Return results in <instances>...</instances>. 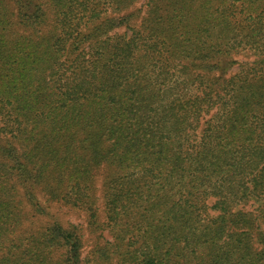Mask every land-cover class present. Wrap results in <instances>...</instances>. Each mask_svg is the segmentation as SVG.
Returning a JSON list of instances; mask_svg holds the SVG:
<instances>
[{
	"label": "trees",
	"instance_id": "trees-1",
	"mask_svg": "<svg viewBox=\"0 0 264 264\" xmlns=\"http://www.w3.org/2000/svg\"><path fill=\"white\" fill-rule=\"evenodd\" d=\"M103 169L98 264H264V0H0V264H86Z\"/></svg>",
	"mask_w": 264,
	"mask_h": 264
},
{
	"label": "rangeland",
	"instance_id": "rangeland-1",
	"mask_svg": "<svg viewBox=\"0 0 264 264\" xmlns=\"http://www.w3.org/2000/svg\"><path fill=\"white\" fill-rule=\"evenodd\" d=\"M143 2L144 1H142V3ZM142 3L138 5V8L141 6ZM121 31H124V29ZM234 58L238 61L243 60L242 56L234 57ZM234 58L232 57L230 59L222 60V68L228 71V73H233L238 70V65L232 64ZM105 172H107L105 169L101 170L97 177V188H98L97 195L99 197L97 223H99L100 225L98 224L91 225L90 224L91 221H89L87 214L82 211L70 209L68 206H65L63 204L47 203L45 202V198L40 196L41 203L45 205L47 208H49V204H52L50 208V212L52 213L51 215H53L54 218L55 217L58 218L60 222L64 224V226H69L68 224H74L79 228V230L83 234L84 247L82 253H83V257H85L87 261L86 264H98L96 261H94V257L92 256L95 244L99 240L100 243L103 244L105 242L104 241L105 239H109V240L111 239L108 232L103 230V227L101 225L105 220L104 208L100 200V197L102 196V189H101L103 184L102 181L104 179ZM27 209L30 211L31 207L28 206ZM41 217H42L41 220H44L46 218L44 216ZM39 224H41V222L38 223L36 227H39L40 226ZM101 235L104 236V240L99 239ZM103 264H114V263L104 262Z\"/></svg>",
	"mask_w": 264,
	"mask_h": 264
}]
</instances>
